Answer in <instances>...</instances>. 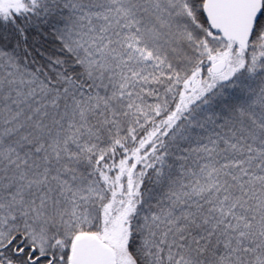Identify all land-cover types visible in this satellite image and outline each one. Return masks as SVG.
I'll return each instance as SVG.
<instances>
[{
  "label": "snow or ice",
  "instance_id": "6c2138e0",
  "mask_svg": "<svg viewBox=\"0 0 264 264\" xmlns=\"http://www.w3.org/2000/svg\"><path fill=\"white\" fill-rule=\"evenodd\" d=\"M0 264H264V0H0Z\"/></svg>",
  "mask_w": 264,
  "mask_h": 264
}]
</instances>
